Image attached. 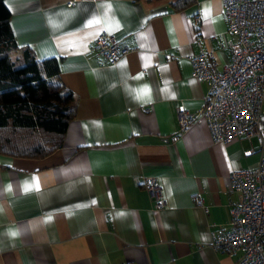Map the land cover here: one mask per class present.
<instances>
[{
    "label": "crops",
    "instance_id": "crops-1",
    "mask_svg": "<svg viewBox=\"0 0 264 264\" xmlns=\"http://www.w3.org/2000/svg\"><path fill=\"white\" fill-rule=\"evenodd\" d=\"M69 1L5 0L17 43L60 59L77 115L52 154H0V264H235L240 255L215 251L212 237L239 199L230 173L259 164L256 139L214 143L200 119L168 143L177 110L197 111L208 91L190 57L228 63L222 0L180 10L173 0ZM101 32L128 49L115 65L97 51ZM145 176L157 178L164 209L153 210Z\"/></svg>",
    "mask_w": 264,
    "mask_h": 264
},
{
    "label": "built area",
    "instance_id": "built-area-1",
    "mask_svg": "<svg viewBox=\"0 0 264 264\" xmlns=\"http://www.w3.org/2000/svg\"><path fill=\"white\" fill-rule=\"evenodd\" d=\"M222 7L227 29L219 49L228 54V63L218 69L214 53L209 51L190 57L193 76L206 82L208 91L197 111L177 110L178 131L168 143L174 144L200 119L205 120L214 143L256 139L259 164L230 173L239 199L229 210L227 225L213 234L211 246L217 252L239 254L235 264H264V131L260 126L264 106V0H222ZM95 46L109 65L128 53L106 32L97 36ZM141 183L153 210L164 209L166 202L157 178L145 176ZM191 200L195 206L204 207L200 194H193Z\"/></svg>",
    "mask_w": 264,
    "mask_h": 264
},
{
    "label": "trees",
    "instance_id": "trees-1",
    "mask_svg": "<svg viewBox=\"0 0 264 264\" xmlns=\"http://www.w3.org/2000/svg\"><path fill=\"white\" fill-rule=\"evenodd\" d=\"M194 2L171 4L180 10ZM60 73V59L39 58L17 43L11 12L0 0V154L41 159L63 145L77 104Z\"/></svg>",
    "mask_w": 264,
    "mask_h": 264
},
{
    "label": "snow or ice",
    "instance_id": "snow-or-ice-1",
    "mask_svg": "<svg viewBox=\"0 0 264 264\" xmlns=\"http://www.w3.org/2000/svg\"><path fill=\"white\" fill-rule=\"evenodd\" d=\"M34 179V181H36L37 180V178H33ZM38 182V181H37ZM17 233H15V232H13V233H11V235H13V236H15Z\"/></svg>",
    "mask_w": 264,
    "mask_h": 264
}]
</instances>
